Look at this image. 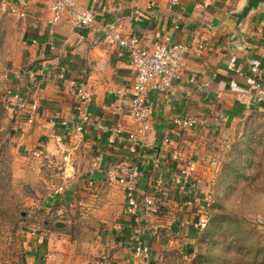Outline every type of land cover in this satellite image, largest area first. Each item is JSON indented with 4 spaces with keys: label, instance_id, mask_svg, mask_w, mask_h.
I'll list each match as a JSON object with an SVG mask.
<instances>
[{
    "label": "crops",
    "instance_id": "crops-1",
    "mask_svg": "<svg viewBox=\"0 0 264 264\" xmlns=\"http://www.w3.org/2000/svg\"><path fill=\"white\" fill-rule=\"evenodd\" d=\"M248 2L76 0L79 9L95 16L93 26L77 28L70 14L52 23L48 0H14L24 22L26 73L31 77L19 91L27 106L34 98L39 103L32 123L28 108L19 107L17 153L27 161V172H36L40 182L54 188L42 196L39 207L54 217L51 230L36 236L33 257L39 264H194L205 231L182 225L197 215V207L183 203L192 193H182L170 178L185 163L196 162L203 198L211 178L203 163L206 137L236 125L257 107H246L236 96L256 82L254 58L262 61L264 80V1L241 16ZM103 27L137 36L149 50L167 38L187 45L172 87L146 94L152 128L144 142L129 138L138 127L130 111L112 110L129 97L135 69L125 48L105 40ZM82 88L88 99L80 97ZM84 115V137L78 139L75 126ZM183 116L193 117L194 126L176 127L174 119ZM99 154L105 157L101 169L93 165ZM130 162L143 173L137 196L157 195L161 210L156 215L131 214L124 186L106 178V165ZM59 186L63 190L57 192ZM136 236L148 244L146 255L135 253Z\"/></svg>",
    "mask_w": 264,
    "mask_h": 264
},
{
    "label": "rangeland",
    "instance_id": "rangeland-1",
    "mask_svg": "<svg viewBox=\"0 0 264 264\" xmlns=\"http://www.w3.org/2000/svg\"><path fill=\"white\" fill-rule=\"evenodd\" d=\"M14 4L0 0V264H38L36 236L48 233L54 220L39 207L54 188L27 172V161L17 153L20 108L8 92L19 91L31 77L24 22ZM206 151L213 202L194 264H264V106L207 136Z\"/></svg>",
    "mask_w": 264,
    "mask_h": 264
},
{
    "label": "built area",
    "instance_id": "built-area-1",
    "mask_svg": "<svg viewBox=\"0 0 264 264\" xmlns=\"http://www.w3.org/2000/svg\"><path fill=\"white\" fill-rule=\"evenodd\" d=\"M17 1L20 4H24V0ZM48 1L52 13V23H59L64 15L70 14L73 15L74 25L77 28H87L94 25V13L91 10L79 9L76 0ZM102 30L108 43L120 46L128 51L130 62L135 69V79L129 97L122 99V103L114 104L112 110L118 113L126 107L138 125L137 129L130 133L129 138L137 142H144L152 128L151 109L147 102L146 94L149 90L164 92L172 87L173 83L180 77L187 45L167 38L165 41L155 42L153 48L149 50L140 45V40L137 36L123 35L119 28L103 27ZM261 66V59L257 57L252 60L251 71L257 77L256 82L252 89L238 90L236 92L237 99L248 108L264 106V80L260 79ZM230 86L233 89L238 87L234 81L230 82ZM79 94L82 99H88V94L83 88L80 89ZM8 97L12 102L17 103L21 109L28 108L26 110L27 121L32 123L37 116L38 100L34 98L27 106V100L24 95L17 90H9ZM87 120L88 116L84 115L82 122L75 126V136L78 139H83L84 137V122ZM174 124L178 128L187 129L194 126L195 119L190 116L176 117ZM119 131V128L115 129V132ZM130 148L131 151H134L133 145ZM36 153L39 155L41 152L36 151ZM174 157L178 158V154H175ZM104 162V155L99 154L93 165L95 168L101 169ZM105 173L110 183H118L124 186L128 210L131 214L137 215L140 210L148 217L159 213L161 207L156 194L151 193L141 199L136 194L138 181L143 174L137 163H111L106 165ZM170 181L177 184L182 193H192L190 198L183 201L184 204L197 207V215L183 221L182 225L191 227L196 233H202L211 220L210 209L213 202V192L209 189L204 193L203 198L200 195L202 193L203 180L199 174L196 162L185 163L170 178ZM62 190L63 186H59L57 192ZM136 240L138 245L135 248V253L137 255H146L149 252L148 244L141 240L140 236H136ZM46 256L48 257V255Z\"/></svg>",
    "mask_w": 264,
    "mask_h": 264
},
{
    "label": "water",
    "instance_id": "water-1",
    "mask_svg": "<svg viewBox=\"0 0 264 264\" xmlns=\"http://www.w3.org/2000/svg\"><path fill=\"white\" fill-rule=\"evenodd\" d=\"M264 0H249L248 4L246 5V7L243 9V13L241 16L246 15L251 9L257 7L259 5V3H261ZM61 222H58L57 225H61Z\"/></svg>",
    "mask_w": 264,
    "mask_h": 264
}]
</instances>
